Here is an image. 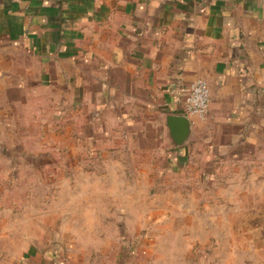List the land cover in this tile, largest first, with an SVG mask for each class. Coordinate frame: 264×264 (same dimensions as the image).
Listing matches in <instances>:
<instances>
[{
	"label": "crops",
	"instance_id": "0c3cea01",
	"mask_svg": "<svg viewBox=\"0 0 264 264\" xmlns=\"http://www.w3.org/2000/svg\"><path fill=\"white\" fill-rule=\"evenodd\" d=\"M197 80L210 87L203 118L185 111ZM169 115L192 124L182 149ZM70 125L94 142L156 130L178 164L206 150L251 161L250 131L264 132V0H0V199L47 158L31 150L42 132ZM17 207L0 202V264H75Z\"/></svg>",
	"mask_w": 264,
	"mask_h": 264
},
{
	"label": "rangeland",
	"instance_id": "374dc122",
	"mask_svg": "<svg viewBox=\"0 0 264 264\" xmlns=\"http://www.w3.org/2000/svg\"><path fill=\"white\" fill-rule=\"evenodd\" d=\"M71 128L43 131L31 150L47 158L0 199L35 234L60 237L46 246L75 264H264V132L250 131L251 161L206 150L178 164L156 130L94 142Z\"/></svg>",
	"mask_w": 264,
	"mask_h": 264
},
{
	"label": "built area",
	"instance_id": "2783aa9c",
	"mask_svg": "<svg viewBox=\"0 0 264 264\" xmlns=\"http://www.w3.org/2000/svg\"><path fill=\"white\" fill-rule=\"evenodd\" d=\"M211 103L210 87L204 80L191 84L185 101V111L189 115L203 118L207 115Z\"/></svg>",
	"mask_w": 264,
	"mask_h": 264
},
{
	"label": "water",
	"instance_id": "95a60500",
	"mask_svg": "<svg viewBox=\"0 0 264 264\" xmlns=\"http://www.w3.org/2000/svg\"><path fill=\"white\" fill-rule=\"evenodd\" d=\"M166 128L172 148L175 150L184 148L192 138V124L185 116H167Z\"/></svg>",
	"mask_w": 264,
	"mask_h": 264
}]
</instances>
